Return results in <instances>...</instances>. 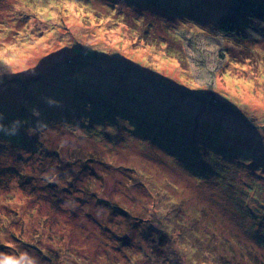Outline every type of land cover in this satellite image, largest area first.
<instances>
[{
	"label": "rangeland",
	"instance_id": "1",
	"mask_svg": "<svg viewBox=\"0 0 264 264\" xmlns=\"http://www.w3.org/2000/svg\"><path fill=\"white\" fill-rule=\"evenodd\" d=\"M28 1L0 0V264H264V0ZM49 17L130 64L81 73Z\"/></svg>",
	"mask_w": 264,
	"mask_h": 264
},
{
	"label": "trees",
	"instance_id": "2",
	"mask_svg": "<svg viewBox=\"0 0 264 264\" xmlns=\"http://www.w3.org/2000/svg\"><path fill=\"white\" fill-rule=\"evenodd\" d=\"M54 1H55V3L58 2V0H54ZM36 2H40L41 5L45 6L46 5L45 3L47 2V0H37ZM32 3H33V0H29L27 4L32 5ZM33 7H34V9H37L38 12L43 13V11L40 8L35 7V6H33ZM12 10L13 9H11V8H6L5 10L0 11V14L4 18H7L6 20H11L12 18L19 17L16 12H11ZM15 11H16V8H15ZM41 13H38V14H41ZM84 13H86V12L84 11ZM114 13H116V15H114ZM36 15H37V13H36ZM57 15H58V13H57ZM66 15H69V14H66ZM22 16H23V13H21V17ZM33 16H34V14H33ZM87 16L88 15L86 13L84 20ZM92 16L95 18L98 17V15H95V14ZM108 16L110 17V20L116 25L121 24L122 22L126 21L125 16L124 15L122 16L119 11L108 13ZM49 18H50V20L52 19L51 21L58 22V23L50 22V24H49L50 26L54 27V28L52 27L53 28L52 29L53 35L50 36L51 37L50 39H53V41L56 40V43L58 44L57 48H59L61 50L60 51L61 54H62L63 48H74V47L75 48H77V47L85 48L88 46L89 48L92 49L93 54L89 56L91 59L88 60V62L80 68L81 73H84V72L92 73V72L98 70L99 67L103 68V70H105V69L106 70L107 69L108 70H116V69H120L118 66H120L121 68H125L130 64V59L124 58L125 55L122 53V49L120 47H117L115 45L102 47L100 45H92V44H88L86 46L85 44L88 42L84 41L83 39L84 38L86 39L89 37L93 38L91 35L92 26L86 27V28H88V30L86 31V34L84 37V34L79 35L78 33L74 32L73 28L69 27L68 25L63 24V22H59L57 19H53L55 17H49ZM88 18L92 19L90 16H88ZM132 21H134L133 17H132ZM85 24H92V23L90 21H88ZM126 26H127V28L129 27V29L133 32L139 31V29H134L137 26V23L135 21L133 22V25L132 24L130 25V23L127 22ZM216 28H218V30L220 32H224V33H235L236 32L235 22L231 21L230 19H225V17L220 20V22L218 23ZM77 36H79L83 40V42H81L82 40H80ZM143 38H146V36L143 35ZM62 39H64V40H62ZM76 42H78V43L75 45ZM84 68H86V69H84ZM94 85L96 86L95 87L96 92L101 91V88L106 87V86L108 87L110 93H111V91L116 89L115 86H113V85L110 86V85H107L106 83L100 82V81L95 82ZM103 98L107 99L106 96H104ZM56 121H61V120L56 119ZM47 125L48 124L46 122H43V124L41 126H47ZM41 126H38L37 129H39ZM34 137H35V140H32L33 139L32 138L31 141L29 143H27L29 146V149H30V150H28L27 154L30 153L31 155H28V156H26V155H10L11 157L16 156L15 162H20L21 160H24L23 163H26V161H28L29 163L27 164V166L24 165L26 167H29L30 164H33V166L31 167L33 172L35 170H38L39 168H41L43 165H45V163L47 161L46 158L43 157L42 155H34L36 150H39L40 148L43 149L44 147H47V145L44 144V142L40 139L39 135L34 136ZM37 141L39 142V145H36ZM34 142H36V144ZM3 148L5 149V147L0 146V152L3 150ZM12 151L14 152V149H12ZM13 164L14 165L9 170L4 169L6 171L7 176H9V175L12 176L14 174L22 175V181L23 182L26 180V178H28L29 180L34 178L35 175L31 174L29 172V170L20 169L17 167L16 163H13ZM57 168H59V167H57ZM0 169H1V166H0ZM6 174H5V176H6ZM1 178L2 177H0V186L8 183L7 182L8 179H6V178L1 179ZM9 178H10V176H9ZM57 192L58 191L55 190L54 194H57ZM16 214L17 215L15 217L18 219L20 217V214H18V211H16ZM8 223L13 224V222H8ZM4 224H7V223H4ZM5 228H8L6 230L11 236H13V239H15V240L19 239L15 235V231L13 229H11L7 226ZM154 230H155V232H157L156 229H153V231ZM22 241L24 242V239ZM8 244H10V242L4 243L3 246L7 249L9 248L10 250L14 249L13 247H10ZM28 244L32 247L35 246L33 243L31 244L28 242ZM25 245H27V242ZM35 248L38 251L43 252L42 248H40V247H35Z\"/></svg>",
	"mask_w": 264,
	"mask_h": 264
},
{
	"label": "clouds",
	"instance_id": "3",
	"mask_svg": "<svg viewBox=\"0 0 264 264\" xmlns=\"http://www.w3.org/2000/svg\"><path fill=\"white\" fill-rule=\"evenodd\" d=\"M47 102L50 104V105H54V104H57L58 102L52 100L51 98H47ZM15 123H18V122H15ZM0 130H4V131H7L6 129L3 128L2 125H0ZM15 129H13V133H14Z\"/></svg>",
	"mask_w": 264,
	"mask_h": 264
}]
</instances>
